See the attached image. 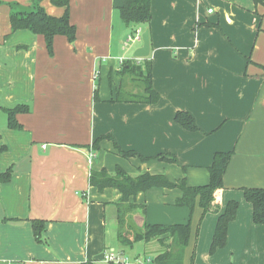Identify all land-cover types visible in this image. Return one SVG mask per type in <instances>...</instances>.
Masks as SVG:
<instances>
[{"label":"crops","instance_id":"crops-1","mask_svg":"<svg viewBox=\"0 0 264 264\" xmlns=\"http://www.w3.org/2000/svg\"><path fill=\"white\" fill-rule=\"evenodd\" d=\"M31 2L0 0V174L12 169L9 182L0 183V264H108L106 251L127 257L129 248L114 247L121 195L90 187V171L111 173L119 166L130 175L160 174L171 182L184 177L196 187L208 183L214 154L230 151L223 189L205 214L197 206L191 215L176 206L179 189L153 188L130 199L144 213L137 209L127 220L137 230L190 222L183 264H264V225L253 222L243 194L264 189V8L252 0H150L149 24L126 27L116 10L122 0H70L76 39L56 36L49 56L42 36L11 33L7 4L29 8ZM41 6L48 15L63 14L50 0ZM146 29V60L159 101L116 102L115 71L124 61L145 60L132 55ZM19 104L29 112L15 116L21 130H10L5 110ZM177 112L191 115L197 131L180 126ZM104 135L112 141L92 151V142ZM114 143L165 159H124ZM171 157L177 162H167ZM229 202L238 210L226 245L210 254L218 216ZM32 220L45 222L46 245L35 242ZM143 259L149 258L129 257Z\"/></svg>","mask_w":264,"mask_h":264},{"label":"trees","instance_id":"trees-1","mask_svg":"<svg viewBox=\"0 0 264 264\" xmlns=\"http://www.w3.org/2000/svg\"><path fill=\"white\" fill-rule=\"evenodd\" d=\"M43 0H32L29 8H23L16 3H8L10 10L9 23L11 33L26 30L38 36H42L45 42L46 51L49 56L53 55V42L56 36L65 37L68 43H73L76 39V28L70 22L69 3L70 0H50V3L63 9L60 17L48 15L41 6ZM255 7L264 8V0H252ZM120 21L126 27L145 26L151 20L150 0H122V5L116 8ZM136 31V30H135ZM249 62V60H248ZM115 74L120 78V84L115 91L116 102L138 103L154 105L159 101V95L154 91L151 84V63L144 60L138 64L135 60H128L121 63ZM128 79L133 85L139 83L140 90L135 93L124 94V81ZM127 80V81H128ZM108 83L112 85V75H108ZM99 82H95L93 100L98 101ZM7 128L10 130H21L22 126L16 121L15 116L29 112V107L19 104L13 108L6 109ZM175 121L188 131H197L194 120L186 112H177ZM111 140L108 135L95 139L90 149L94 152L99 150V144L103 140ZM86 146L85 148H87ZM114 147L118 154L124 158H138L141 162L152 159L164 160L163 155L144 158L133 151H123L115 143ZM233 151L226 153H216L213 156L211 165L207 168L208 183L203 186L189 187L184 177L171 182L160 174L142 173L130 175L119 166L113 172H108L102 168L98 171L91 170L88 178L90 187L95 188L99 193L105 189L117 190L121 199L116 204L117 219V242L123 248L132 249L137 243L148 244L155 242L158 251L151 260V264H183L184 252L190 237V222L177 225H149L144 224L142 229L137 230L128 222V217L137 209L144 213V206L130 203L137 194L144 193L153 188L160 189H179L181 197L175 202L178 207H185L190 215L197 206L205 214L216 192L223 189V175L226 171ZM169 163H176V159L171 157ZM185 168L182 167L184 172ZM12 169L8 168L0 174V183H7L10 180ZM244 199L250 203L253 209V222L256 225H264V189H245L243 190ZM238 210V203L229 202L222 214L218 216L215 226L210 254H214L218 249L226 245L228 225L235 219ZM32 232L36 243L47 244L44 236L45 222L41 220L31 221ZM81 264H94L86 261Z\"/></svg>","mask_w":264,"mask_h":264},{"label":"rangeland","instance_id":"rangeland-1","mask_svg":"<svg viewBox=\"0 0 264 264\" xmlns=\"http://www.w3.org/2000/svg\"><path fill=\"white\" fill-rule=\"evenodd\" d=\"M131 42L129 41L127 43V46H130ZM126 80V79H125ZM140 84L139 83H135L134 85L129 82V80L124 81V94L126 93H137L140 90ZM142 244H138L133 248V251L130 252L131 249L127 250V257L129 259V257L134 253V254H139L140 256H142L143 258H153L154 254H156L158 251H160V248L158 247V249H155L154 244L153 243H148V244H144L143 242H141ZM117 245L121 247V245L119 243H114V247L116 248L115 251L119 250V247H117ZM130 253V254H129Z\"/></svg>","mask_w":264,"mask_h":264},{"label":"built area","instance_id":"built-area-1","mask_svg":"<svg viewBox=\"0 0 264 264\" xmlns=\"http://www.w3.org/2000/svg\"><path fill=\"white\" fill-rule=\"evenodd\" d=\"M208 13H211V10H208ZM102 260L108 264H151L150 259L131 261L121 253H116L113 251L104 252Z\"/></svg>","mask_w":264,"mask_h":264},{"label":"water","instance_id":"water-1","mask_svg":"<svg viewBox=\"0 0 264 264\" xmlns=\"http://www.w3.org/2000/svg\"><path fill=\"white\" fill-rule=\"evenodd\" d=\"M141 47L136 49L132 55L134 59H146L150 53V41L148 30H144L140 35Z\"/></svg>","mask_w":264,"mask_h":264}]
</instances>
